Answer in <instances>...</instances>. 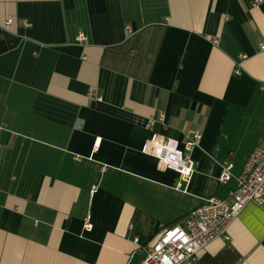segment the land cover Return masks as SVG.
Masks as SVG:
<instances>
[{
  "label": "crops",
  "instance_id": "obj_1",
  "mask_svg": "<svg viewBox=\"0 0 264 264\" xmlns=\"http://www.w3.org/2000/svg\"><path fill=\"white\" fill-rule=\"evenodd\" d=\"M196 130L176 188L141 146ZM262 145L264 0H0V264H139ZM180 264H264V206Z\"/></svg>",
  "mask_w": 264,
  "mask_h": 264
},
{
  "label": "built area",
  "instance_id": "obj_2",
  "mask_svg": "<svg viewBox=\"0 0 264 264\" xmlns=\"http://www.w3.org/2000/svg\"><path fill=\"white\" fill-rule=\"evenodd\" d=\"M11 21L8 17L5 23ZM84 38L80 33L79 39ZM234 72L239 73V69L235 68ZM159 118L162 119L163 114ZM200 138L201 133L196 130L180 144L177 139L154 133L143 142L141 151L154 157L159 165L176 171L179 178L175 186L180 188L193 173L190 152ZM232 167L231 161L223 162L221 181L230 177ZM248 202L264 206V145L255 147L249 154L229 198L208 197L182 221L164 227L150 240L139 264H180L193 259L210 240L226 236L229 224ZM85 227L89 228L90 224L86 223Z\"/></svg>",
  "mask_w": 264,
  "mask_h": 264
},
{
  "label": "trees",
  "instance_id": "obj_3",
  "mask_svg": "<svg viewBox=\"0 0 264 264\" xmlns=\"http://www.w3.org/2000/svg\"><path fill=\"white\" fill-rule=\"evenodd\" d=\"M173 224H175V223H173ZM172 225V224H171Z\"/></svg>",
  "mask_w": 264,
  "mask_h": 264
}]
</instances>
